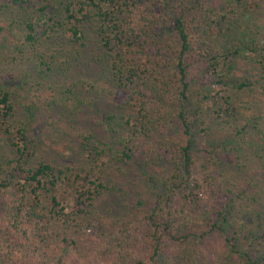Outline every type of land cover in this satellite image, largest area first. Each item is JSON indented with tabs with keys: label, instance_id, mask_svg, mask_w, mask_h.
<instances>
[{
	"label": "rangeland",
	"instance_id": "rangeland-1",
	"mask_svg": "<svg viewBox=\"0 0 264 264\" xmlns=\"http://www.w3.org/2000/svg\"><path fill=\"white\" fill-rule=\"evenodd\" d=\"M41 1L32 0L29 7L6 8L0 16V25L4 27L0 30V85L13 92L17 119L34 117L28 126L37 152L29 166L48 161L57 167L69 166L83 173L91 164L82 136L92 133L102 141L112 142L105 127L97 123V113L117 114L121 118L130 107L125 105L126 93L109 81L105 65L99 61L100 52L94 44L92 27L85 32L88 44L85 51L70 43L62 30L59 38L40 41L51 70L37 61L30 47L16 42L19 38L10 34L8 24L16 21L11 28L18 29L15 34H23L17 27L18 22L31 15L38 22ZM247 1L248 4L244 0H202L206 18L198 14L200 10L188 14L189 19L194 20L191 31L196 38L189 80L194 98L204 100L200 116L204 123L193 122L194 143L190 151L196 161L193 193H198L203 201L194 206L186 204L184 197L190 190L185 185L163 197V201L173 209L183 208L192 215L193 220L184 228L188 231L210 229L219 217L218 212L232 207L226 223L230 232L239 230L242 225L247 238L249 231H260L252 248L254 254L260 249L264 253V70L258 64L264 58V51L260 49L259 54H253L251 49L243 47L240 55L234 57L232 71L223 70L227 67L225 57L216 60L209 57L211 61L204 63L200 57V53L210 51L204 42L216 54L224 48L230 49L227 46L249 41L251 30L256 28L260 30L258 43L264 45V0ZM77 51L80 57L76 56ZM72 56L74 59L66 58ZM253 56L258 63L249 61ZM67 60L68 69H62L60 63ZM83 77L94 89L89 91L88 87L81 93L91 105L78 116L71 115L62 106L50 104L49 99L62 88L70 87ZM245 80L250 81L248 86L239 87ZM172 126L173 136L182 142V125L176 121ZM242 127L246 129L238 136L237 131ZM244 136L246 142L242 140ZM153 153L131 164L111 160L112 156L108 155L104 182L109 190L91 209L93 227L83 230L62 227L60 223L49 226L42 236L44 239L37 238L22 249L19 255L23 253L24 261L21 263L240 264L236 254L229 250L226 237L216 231L201 240H173L155 260L151 259L153 248L146 237L151 227L147 218L159 199L149 177L158 184L160 194L165 193L164 187L173 168L168 160L156 158L159 150ZM11 156L6 146L0 144V162L7 165ZM203 163L209 167L203 168ZM62 192V203L66 211L71 212L73 189L64 187ZM74 238L75 245L71 244ZM240 238V249L244 251L252 240Z\"/></svg>",
	"mask_w": 264,
	"mask_h": 264
},
{
	"label": "trees",
	"instance_id": "trees-1",
	"mask_svg": "<svg viewBox=\"0 0 264 264\" xmlns=\"http://www.w3.org/2000/svg\"><path fill=\"white\" fill-rule=\"evenodd\" d=\"M31 5L32 0H0V16L6 8ZM202 7V0H42L37 10L38 22L32 15L18 22L17 27L23 34H15L18 29L11 28L16 21L8 24L10 34L19 38L16 42L30 47L37 61L48 70L52 68L40 46L42 39L55 40L62 30L70 43L85 51L88 46L85 32L92 27L94 44L100 52L99 61L105 65L109 81L126 93L125 105L130 109L121 118L117 114L97 113V123L105 127L112 142L102 141L92 133L82 136L90 157V169L81 173L48 161L31 167L29 162L37 148L30 138L28 123L34 117L17 119L13 92L0 85V144H4L12 155L7 165L0 162V264H24L21 263L23 253L19 255L22 249L37 238L44 239L42 236L49 226L60 223L67 228L85 227L87 230L93 227L91 209L109 190L104 182L108 155L112 156L111 160L131 164L158 150L156 158L168 160L173 168L164 187L165 193L160 194L158 184L149 177L159 199L147 218L151 227L146 236L153 248L151 259L155 260L173 240H201L216 231L226 237L229 250L236 254L240 264H264L261 249L252 253L260 231H249L247 238L243 235V225L234 232L227 229L232 207L219 211V217L210 229L188 231L184 228L193 220L192 215L183 208L173 209L163 201V197L175 193L182 185L190 190L184 197L186 204L194 206L203 201L198 193H193L196 185L192 176L196 161L190 154L194 143L193 122L204 123L200 119L204 100L194 98L189 80L196 38L191 31L194 20L188 15L193 10H200L198 14L206 18L207 11ZM3 28L0 25V30ZM251 31L249 41L227 46L230 49L224 48L216 54L204 42L210 51L200 53L202 62H208L209 57L212 60L225 57L227 67L223 70L232 71L234 57L240 55L243 47L251 49L253 54H259L260 49L264 51V45L258 43L260 30ZM79 54L77 51L76 56ZM66 58L71 60L74 56ZM255 58L253 56L249 61L258 63ZM69 60L60 63V67L67 70ZM258 64L264 70V58ZM247 81L239 87L248 86L250 81ZM88 87L89 91L94 89V85L83 77L70 87L62 88L49 102L78 116L91 105L81 94ZM176 121L183 127L182 142L173 136L172 125ZM245 129H238L237 135L242 136ZM242 140L246 142L245 136ZM238 145L242 146L240 142ZM203 165V168L209 167L206 163ZM64 187L73 189L71 212H67L62 203ZM241 236L252 240L244 251L240 249ZM76 243L75 238L71 240V244ZM134 264L147 263L138 261Z\"/></svg>",
	"mask_w": 264,
	"mask_h": 264
}]
</instances>
